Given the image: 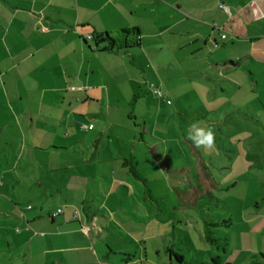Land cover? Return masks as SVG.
Returning a JSON list of instances; mask_svg holds the SVG:
<instances>
[{
	"label": "crops",
	"instance_id": "1",
	"mask_svg": "<svg viewBox=\"0 0 264 264\" xmlns=\"http://www.w3.org/2000/svg\"><path fill=\"white\" fill-rule=\"evenodd\" d=\"M237 9L238 0H0V264H148L156 238L131 222L155 196L125 165L139 171L141 161L118 145L137 138L120 105L148 85L143 61L159 76L164 50L180 60L238 37ZM126 32L139 43L121 52L94 37L124 46ZM170 79L157 86L174 91Z\"/></svg>",
	"mask_w": 264,
	"mask_h": 264
},
{
	"label": "rangeland",
	"instance_id": "2",
	"mask_svg": "<svg viewBox=\"0 0 264 264\" xmlns=\"http://www.w3.org/2000/svg\"><path fill=\"white\" fill-rule=\"evenodd\" d=\"M237 10L238 37L220 38V44L210 48L213 52L206 48L195 54L192 46L180 55L182 59L188 52L186 60L167 58L164 50L156 61L159 76L152 62L143 61L148 85L136 99L126 92L120 105L137 138L118 145L138 155L145 181L130 177L147 184L155 196L140 205L141 222H131L156 238H147L148 264H168L172 249L189 261L185 264H213L212 257L218 255L222 263L260 260L255 255L264 241V0H238ZM138 49H130L129 55ZM251 71L257 75L254 82ZM167 77L174 91L157 86ZM152 84L164 96L157 95ZM194 126L214 132L212 147H197L189 139ZM198 191L207 195L203 208L194 200ZM124 200L125 209L136 211L133 197L129 201L124 195ZM111 203L122 209L117 199ZM206 219L232 221L231 227L215 230L226 244L225 252L205 241Z\"/></svg>",
	"mask_w": 264,
	"mask_h": 264
},
{
	"label": "trees",
	"instance_id": "3",
	"mask_svg": "<svg viewBox=\"0 0 264 264\" xmlns=\"http://www.w3.org/2000/svg\"><path fill=\"white\" fill-rule=\"evenodd\" d=\"M126 38H125V42H124V46H120L118 43H117V39L116 38H113L110 34H104V35H95V39L97 41L99 40H107L110 45L107 46L104 50L105 51H119L121 52L123 49H129V48H132L134 47L135 45H138L139 42H134L132 38H129V35L130 33L129 32H126ZM134 37V34L131 33V37ZM135 44V45H134ZM125 165L127 168H129V172L131 174L134 175V177L136 179H139V180H144V177L141 175V173L137 170V167H136V164L132 163V161L130 159L126 160L125 161ZM197 194H195L194 196V200H196V204L199 205L200 207H205L207 202H206V192L205 191H201L199 193L196 192ZM199 193V194H198ZM201 200H203L204 202H201ZM205 226H204V239L207 243L217 247V249L219 251H226V244L223 242V240L219 237H216L215 236V230L220 227V226H227V227H231L232 226V221L231 220H224L223 222H215V221H209V220H205L204 222ZM168 253L170 254V262L168 264H185L187 262H189L188 260L185 259V257L174 251L173 249L172 250H168ZM255 256L259 257V259L261 260V263L264 264V253H258L256 254ZM259 260V261H260ZM212 263L213 264H232V263H222L221 260H220V255H218L217 257H212L211 259ZM259 261H256L254 260L253 263L254 264H257V263H260ZM200 264H205L204 262L203 263H200Z\"/></svg>",
	"mask_w": 264,
	"mask_h": 264
},
{
	"label": "clouds",
	"instance_id": "4",
	"mask_svg": "<svg viewBox=\"0 0 264 264\" xmlns=\"http://www.w3.org/2000/svg\"><path fill=\"white\" fill-rule=\"evenodd\" d=\"M189 139H191L197 147H212L215 143V135L211 129L195 128V135H190Z\"/></svg>",
	"mask_w": 264,
	"mask_h": 264
},
{
	"label": "built area",
	"instance_id": "5",
	"mask_svg": "<svg viewBox=\"0 0 264 264\" xmlns=\"http://www.w3.org/2000/svg\"><path fill=\"white\" fill-rule=\"evenodd\" d=\"M155 93L157 94V95H159V96H164V94H163V92L161 91V90H159V89H156L155 90ZM93 127V125H88V126H84V128L85 129H90V128H92ZM62 212V209H59L56 213H55V215H58V214H60Z\"/></svg>",
	"mask_w": 264,
	"mask_h": 264
}]
</instances>
